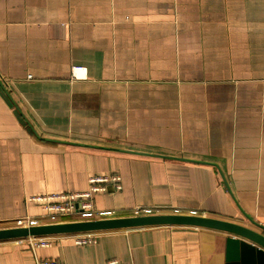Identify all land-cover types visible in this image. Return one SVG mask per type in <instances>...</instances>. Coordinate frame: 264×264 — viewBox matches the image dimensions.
<instances>
[{
  "label": "crops",
  "instance_id": "crops-1",
  "mask_svg": "<svg viewBox=\"0 0 264 264\" xmlns=\"http://www.w3.org/2000/svg\"><path fill=\"white\" fill-rule=\"evenodd\" d=\"M93 176L120 179L92 196L107 217L264 233V0H0V228L79 220L33 198ZM87 233L2 240L0 264L232 263L212 228Z\"/></svg>",
  "mask_w": 264,
  "mask_h": 264
},
{
  "label": "water",
  "instance_id": "water-1",
  "mask_svg": "<svg viewBox=\"0 0 264 264\" xmlns=\"http://www.w3.org/2000/svg\"><path fill=\"white\" fill-rule=\"evenodd\" d=\"M155 225H185L212 228L229 234L227 239L229 264H264V233L233 221L196 213H150L125 217H102L47 224L0 228V241L27 237H44L65 233H87L101 230ZM256 226H264L256 223Z\"/></svg>",
  "mask_w": 264,
  "mask_h": 264
},
{
  "label": "built area",
  "instance_id": "built-area-1",
  "mask_svg": "<svg viewBox=\"0 0 264 264\" xmlns=\"http://www.w3.org/2000/svg\"><path fill=\"white\" fill-rule=\"evenodd\" d=\"M119 177H106V176H93L90 178V190L79 193H60L51 194L46 196H37L33 199L42 201L45 203L44 209L46 210L45 215L49 218L56 220L63 217H77L80 216L79 220H91L107 217L109 212L97 210L94 207L92 196L94 193L100 191H106L107 186L112 184L115 188H120ZM146 212H150L151 208H141ZM18 226L22 225H34L37 221L34 218L24 217L16 220ZM35 238V237H33ZM91 233H78L76 235V241L79 244L87 243L93 240ZM34 244L36 246H48L51 242L46 237L35 238ZM42 264H58L55 262H44ZM108 264H116V261H110Z\"/></svg>",
  "mask_w": 264,
  "mask_h": 264
},
{
  "label": "rangeland",
  "instance_id": "rangeland-1",
  "mask_svg": "<svg viewBox=\"0 0 264 264\" xmlns=\"http://www.w3.org/2000/svg\"><path fill=\"white\" fill-rule=\"evenodd\" d=\"M154 210V209H153ZM105 217V216H103ZM81 217L80 216H77V217H64L63 219H80ZM101 218V217H100ZM66 221H70V220H66ZM17 225V224H16Z\"/></svg>",
  "mask_w": 264,
  "mask_h": 264
}]
</instances>
